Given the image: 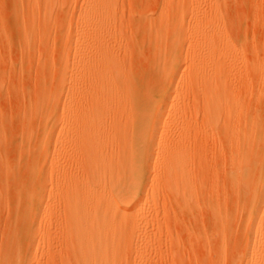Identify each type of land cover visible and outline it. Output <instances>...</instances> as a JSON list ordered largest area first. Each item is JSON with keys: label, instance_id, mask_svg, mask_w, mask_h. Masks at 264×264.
Listing matches in <instances>:
<instances>
[{"label": "rangeland", "instance_id": "rangeland-1", "mask_svg": "<svg viewBox=\"0 0 264 264\" xmlns=\"http://www.w3.org/2000/svg\"><path fill=\"white\" fill-rule=\"evenodd\" d=\"M99 2L0 0V264L75 263L64 228L73 196L63 184L90 173L66 146L95 104L92 70L99 61L97 45L104 41L114 44V59L124 56L135 83L157 105L149 112L144 103L134 105L148 115L147 127L154 128L147 171L152 180L134 207L132 193L123 187L91 184L84 189L73 180L82 206L93 202L90 215L80 219L96 224L98 208L128 214L114 228L123 241L115 264H248L252 253L264 262V249H256L258 237L249 238L255 234L251 210L264 203V99L259 101L264 93V0H104L111 16L103 25L92 15ZM205 20L222 24L223 36L211 40L218 47L230 42L241 63L236 81L235 75L223 81L230 78L232 87L239 82L238 94L230 90L258 118L261 148L247 171L249 191L237 196L226 176L230 144L212 132L202 97L194 102L186 90L193 56L211 36V26L202 27ZM196 31L200 34L193 40ZM95 38L99 43L96 39L93 46ZM111 118H103L106 127L116 129ZM168 146L180 151L193 173L180 193L166 184L163 173ZM219 204L221 222L214 216ZM259 223L264 226V209Z\"/></svg>", "mask_w": 264, "mask_h": 264}, {"label": "bare ground", "instance_id": "bare-ground-1", "mask_svg": "<svg viewBox=\"0 0 264 264\" xmlns=\"http://www.w3.org/2000/svg\"><path fill=\"white\" fill-rule=\"evenodd\" d=\"M99 3L104 4V0H100ZM96 4L98 5V3ZM103 4L99 5V8L96 7L97 9L95 8L96 10L94 9L95 11L92 12L93 18L96 19L98 23L102 22V25L104 19L107 18V21L110 23L111 16L108 3L106 2L104 6ZM212 11L215 13V9H212ZM210 22L211 21L206 22L205 20L202 24L203 26L201 25L205 29L211 26V36L206 38L203 44L204 48H200V53L193 56L192 71L186 83V90L192 95L194 102L197 101L198 96H200V98L202 97L204 113H207V117L210 118L209 122L212 125V132H216L218 135L224 137L227 140L226 142L230 144V164L226 176L232 194L237 196L240 193L245 194L249 191L247 171L253 163L251 157L260 151L261 135L258 132L259 128L257 129L259 125L256 111H253L254 109L252 110L251 107H247L245 102L239 97H236L238 96V92H236L235 86H238L237 84H239V82L237 81L238 83L236 82L237 84H234L235 86L232 87L230 86L229 80L226 81V79L230 78H226L223 81V76L225 78V76L229 75V77L231 76L232 78L235 74L239 73L238 71L241 63L238 65V57H236V52V56L234 55L235 50H233L235 48H231L232 46L230 47V42L228 43L226 41L224 43L222 41L224 45L219 44L221 46L218 47L213 42L214 38L211 40L212 36H223V26L220 22L219 24L216 22L217 24L215 23V25L209 24ZM106 23L105 20V24ZM202 27H200L198 31H202ZM198 31L193 35V40L197 34H200ZM96 39L97 38L92 41L94 42ZM92 41L91 44H95V42L93 43ZM107 42L97 43L99 61L97 67L92 70V77L98 88V95L90 111L89 119L86 122L81 119L79 120L74 137L67 140L68 146L71 144L72 147L69 148L70 146L68 147L65 145L68 153L74 151L76 153L75 155L80 158L82 163H79L82 164L84 172L87 169L88 171H86V173H90L89 175L93 176L91 177L92 182H90L91 178H88L89 175L87 178H82L77 177L76 173V179H67L63 184V189L65 187V190L70 189L69 193L73 196L72 200L68 203L69 210L65 217L66 226H64V228L66 231L65 246L67 247L72 261L75 262L74 264H115V257L118 249L122 247L123 241L116 235L114 228L116 224H119V222L124 221V219L128 217L127 213L119 209L108 212L106 208H98L95 213V216L98 218L96 224H89V222L82 221L80 219L81 216L88 212L87 210L93 205V202L85 201L82 206L81 199L78 201V196L74 195L77 185L78 187L80 186L79 188L84 189L91 184L97 186L102 185L104 187H123L127 189L129 193H132V197L129 200H131V206L134 207L139 206L140 198L143 197L144 191L146 193V189H148L150 183L149 181L152 180L149 179L147 171L150 158L153 154L151 144L155 136L153 134L151 135V131L154 128L147 127L148 115L143 116V110L139 108L136 111L134 105L135 103L139 105L145 104V110H148V112L152 110V108H156L157 105L154 106L155 103H150L151 100L149 101L148 99L147 91L144 92L143 87L140 88V86L136 84L137 82L134 77L129 73L128 69L125 68L124 56L122 57L120 54L119 56L122 57L121 59L119 58L120 60L114 59L116 57L113 55L115 53H112L114 44ZM84 44H86V42ZM100 45H102L101 50H99ZM236 71L237 73H235ZM236 76L238 75L234 76L235 81ZM170 81V84H172L173 80ZM240 81L242 82L243 80ZM231 87L237 93H235L236 96L233 93L234 91L230 90ZM259 96L262 97L259 99V101L262 102L264 93ZM200 107L202 110V106ZM154 111L153 118L155 119L157 113L156 110ZM107 116L114 118L115 124L113 125H115L116 129H112V126L110 127L112 130H110L108 126L106 127L103 118ZM179 117L180 116H178V119ZM183 126H185V124ZM191 126L192 125H190V127ZM186 128L187 126H185L184 129ZM168 147L169 149L167 148V150L170 151V154L165 157V162L162 165L163 173L165 174L164 176H166V184L173 185L175 190L180 193L184 187L190 186L193 173H190L189 164L187 160L182 157L180 151L174 147ZM146 156L148 157L146 158ZM79 169L80 168L76 166V170L78 171ZM80 173L82 175L81 170ZM73 180L77 185L74 184L75 186L72 189ZM162 182H164V180H162ZM262 183L264 184V178L260 181V184ZM149 187H151V185ZM221 204H219L218 208H215L216 211L214 214L215 219L219 222L223 220V209ZM263 209L264 203L260 205L257 203V205L252 208L250 214V224L254 228L255 234L250 235L249 238L254 240L258 237L259 246L256 248L257 250L264 249V243L262 242L264 241V226L260 227L259 223V217ZM88 215H90L89 212ZM59 228H61V226ZM44 246L47 247H44L47 249L46 252L51 251L49 250V244H45ZM259 258V254L252 253L251 256L248 257V264H264Z\"/></svg>", "mask_w": 264, "mask_h": 264}]
</instances>
